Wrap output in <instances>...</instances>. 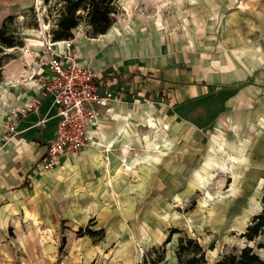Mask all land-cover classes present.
<instances>
[{
	"label": "crops",
	"instance_id": "crops-1",
	"mask_svg": "<svg viewBox=\"0 0 264 264\" xmlns=\"http://www.w3.org/2000/svg\"><path fill=\"white\" fill-rule=\"evenodd\" d=\"M142 1L147 11L157 2ZM162 7L147 20L135 16L136 12L128 14L132 19L126 21L127 27L116 16L117 22L95 37L73 32L72 49L121 100L97 108L99 130L89 127V135L97 132L96 146L63 156L48 171H39L36 163L56 134L57 110L52 97L44 96L38 112L21 117L17 133L10 138H6L4 121L10 108L39 94L38 81L49 77V72L41 70L29 79L35 68L32 55H21L16 64L4 65L0 83V238L8 236L12 226L17 237L25 231L33 232L30 236L56 235L62 221L81 227L99 213L120 221L118 215L124 217L122 198L132 194L121 189L138 182L153 185L155 165L166 182L171 145L181 151L176 142L187 141V132L190 137L209 139L210 157L221 172L229 173L234 163L248 165L256 174V183L261 181L264 0H162ZM194 105L203 113L209 106L215 107L207 115L212 120L205 131L187 117L193 114ZM155 111L163 115L155 116ZM42 117L46 121L37 126ZM174 123L181 126L179 134H173L176 137L171 134ZM155 124L160 126L156 134ZM182 155L176 153L177 158ZM154 156L162 157L155 165Z\"/></svg>",
	"mask_w": 264,
	"mask_h": 264
},
{
	"label": "rangeland",
	"instance_id": "rangeland-1",
	"mask_svg": "<svg viewBox=\"0 0 264 264\" xmlns=\"http://www.w3.org/2000/svg\"><path fill=\"white\" fill-rule=\"evenodd\" d=\"M30 1L31 6L27 5L29 0H0V24L4 17L12 15L7 26L20 42L12 48L3 47L0 52V83L5 64H16L24 49H30L32 55L40 52L48 38L53 17L49 6L54 5L55 0L48 3L41 0L39 5L35 0ZM118 4L117 18L121 17L119 22L123 27L128 26L126 21L132 19L129 15L134 12L135 16L147 20L163 8L162 0H157L153 4L155 8L149 11L143 8L142 0H121ZM73 32L86 35L83 25ZM159 97L162 102V93ZM195 109L194 105L193 114L187 117L202 127L201 131L210 128L212 118L207 115L213 114L215 107L209 106L206 113ZM156 115L163 114L155 111ZM180 127L171 124V134H179ZM159 128L158 124L154 125L155 134ZM190 134H186L187 141L177 140L176 148L182 147L181 151L171 145L170 174L166 171V182L159 166L155 165L162 157L154 156L151 157L155 165L153 185L148 183L145 187V182H138L130 189H121L126 194L127 191L132 193L130 198H122L125 219L119 214L120 221H115L99 213L81 227L62 221L56 235L52 233V236L43 232L30 236L31 231H25L17 237L12 226L9 235L0 238V264H142L148 256H162L158 264H181L176 249L178 237L184 235L202 245L206 264H214L223 254L238 252L244 245L252 246L264 257V247H257V242H264V236L249 242L241 237L252 217L264 207V175L256 183L251 166L235 163L229 173L221 172L210 157L209 139L202 140L199 135L190 137ZM177 152L184 155L177 158ZM164 185L168 186L167 194L163 193ZM173 228L181 232L174 233L164 245Z\"/></svg>",
	"mask_w": 264,
	"mask_h": 264
},
{
	"label": "built area",
	"instance_id": "built-area-1",
	"mask_svg": "<svg viewBox=\"0 0 264 264\" xmlns=\"http://www.w3.org/2000/svg\"><path fill=\"white\" fill-rule=\"evenodd\" d=\"M51 38L50 34L45 38L40 52L32 55L30 49L22 51V55H32L31 63L35 67L29 79L41 70L48 71L49 77L39 79V94L20 107L10 108L4 121L6 138H10L17 133L16 124L21 117L29 112H38L40 99L44 96L52 97V105L57 110L56 134L47 144L44 157L36 163L39 171L52 169L63 156L76 153L85 146H96L99 130L97 108H108L121 100L108 82L72 49V38L60 41H52ZM46 119L42 117L36 125H42ZM92 126L97 132L89 135V127Z\"/></svg>",
	"mask_w": 264,
	"mask_h": 264
},
{
	"label": "trees",
	"instance_id": "trees-1",
	"mask_svg": "<svg viewBox=\"0 0 264 264\" xmlns=\"http://www.w3.org/2000/svg\"><path fill=\"white\" fill-rule=\"evenodd\" d=\"M48 1L44 0L45 3ZM117 2L118 0H55L54 5L49 6V14L53 15L49 28L51 40L72 38L73 31L81 25L84 26L87 36L104 34L116 20L119 12ZM11 19L12 15H7L0 24V52L3 47L7 49L20 45L14 33L8 29L7 22ZM176 232L181 230L173 228L164 245L170 242ZM259 236H264V207L252 217L251 223L241 234L247 242L254 241ZM178 239L176 254L181 264H206V251L195 238L184 235ZM257 247H264V242H257ZM162 259V256H148L142 264H158ZM214 264H264V257H261L252 246L244 245L238 252L223 254Z\"/></svg>",
	"mask_w": 264,
	"mask_h": 264
},
{
	"label": "bare ground",
	"instance_id": "bare-ground-1",
	"mask_svg": "<svg viewBox=\"0 0 264 264\" xmlns=\"http://www.w3.org/2000/svg\"><path fill=\"white\" fill-rule=\"evenodd\" d=\"M38 2H39V0H38Z\"/></svg>",
	"mask_w": 264,
	"mask_h": 264
}]
</instances>
